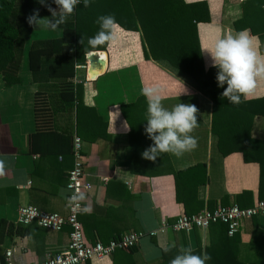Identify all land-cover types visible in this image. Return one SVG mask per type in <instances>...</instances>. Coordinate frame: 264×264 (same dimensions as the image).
Returning <instances> with one entry per match:
<instances>
[{"label": "crops", "instance_id": "1", "mask_svg": "<svg viewBox=\"0 0 264 264\" xmlns=\"http://www.w3.org/2000/svg\"><path fill=\"white\" fill-rule=\"evenodd\" d=\"M183 1L188 4L205 2L208 8L209 22L196 23L205 70L212 67L213 61L210 53L203 49H210L217 39L226 34L239 32L234 22L264 8V0H254L247 4L238 0ZM60 35L61 30H53L50 25H35L28 46L32 41ZM254 36L257 37L260 53L264 55V37L260 39ZM103 52L107 59L103 74L88 80L85 61L70 82L83 84L84 104L94 108L107 124L103 136L96 141L89 143L81 139L85 180L92 185L91 190L83 194V211L79 218L86 242L107 243L130 231L155 230L162 223L172 224L179 215L185 214L183 205L176 201L172 175L144 177L129 171L133 147L129 142V127L121 115L120 106L133 103L139 96H143L142 89L145 86L159 87L162 102L167 108L178 103H190L199 110V127L192 133L198 139V147L180 157L167 153L174 171L205 166L206 183L202 185L198 182L196 187L197 213L203 209L212 210L219 204L250 207L256 200L264 199V180L263 186H260L259 164L255 161L245 162L240 152L224 156L219 151L218 137L211 131L212 103L196 90L193 78L166 60H146L140 33L126 31L119 26L117 38L111 45L107 44ZM18 76L21 84L5 87L0 75V221L5 220L14 225H18L17 210L20 206L31 205L41 211L62 216L68 213L65 186L73 160L53 154L41 155L39 151L32 153L30 135L38 130V126L48 125L78 136L74 111L55 104L54 95L45 99L50 119H46L44 113L41 120H36L35 102L55 92L56 88L61 89L63 85L59 84L60 81L48 79L42 72L34 79L28 69L27 56L22 57ZM262 98L264 81L259 82L248 99L242 97V100ZM250 136L264 142V115L252 118ZM40 146L37 145V148ZM261 156L264 161V153ZM197 173L201 177L202 170L199 169ZM85 208L90 211H85ZM211 230L186 233L168 230L158 237L145 236L131 250L117 251L105 259L93 258L86 264H169L181 247H191L193 252L200 248L202 255L212 239L218 237L217 232ZM28 231L24 236L5 235L2 238L0 263L10 250L11 264H34L48 255L63 252L69 243L70 228L67 226L59 232L36 226H30ZM237 235L238 260L243 264H262L264 217L245 221ZM173 243L176 247L171 249L173 255H170L172 252L165 250Z\"/></svg>", "mask_w": 264, "mask_h": 264}, {"label": "trees", "instance_id": "2", "mask_svg": "<svg viewBox=\"0 0 264 264\" xmlns=\"http://www.w3.org/2000/svg\"><path fill=\"white\" fill-rule=\"evenodd\" d=\"M251 1L254 0L243 4ZM46 3L57 8L52 0H46ZM35 10H39L42 18L51 17L48 7L40 3V0H0V75L5 87L21 84L19 65L33 30L28 17ZM107 14H114L118 26L123 30L140 33L146 60H166L174 68L193 78L196 90L212 103L211 131L218 137L219 151L224 156L240 152L245 162H257L260 166V186H263L264 161L261 154L264 153V142L252 139L250 129L252 118L264 115V98L242 100L239 105L231 104L222 96L224 88L218 85L216 79L218 69L213 66L204 69L196 23L209 22L205 2L188 4L183 0H91L90 6L86 8L81 0L66 23L52 28L61 30L59 37L32 41L27 47L28 69L33 78L36 79L42 72L48 79L59 80V84L63 85L61 89L56 88L55 92L46 94L45 98L35 102L37 122L44 113L46 119H50L45 99L54 95L55 104L74 111L78 137L91 143L103 136L107 124L96 114L94 108L84 104L83 84L70 82L76 77V67L85 62L86 54L106 49L107 44L92 48L88 39L99 30L97 18ZM234 27L236 31L249 29L253 35L263 39L264 8L251 16L241 17L234 22ZM120 112L129 127V142L133 147L129 171L144 177L172 175L177 203L183 205L186 215L196 214V187L206 183L205 166L174 171L167 153H161L156 161L144 159L143 151L153 143L145 134V97L139 96L133 103L121 105ZM73 137L56 127L38 126V130L29 137L30 150L32 153L39 151L41 155L53 154L73 160ZM37 145H41L39 149ZM199 169L202 170L201 177H198ZM239 206L243 207L241 204ZM30 226L36 225H14L1 220L0 241L5 235H27ZM210 228L212 232H217L218 237L212 239L210 246L204 250L203 254L211 256L206 264H243L238 260V235L227 236V229L223 224L211 225ZM171 252L170 255H173L172 250ZM200 252V248L194 251L196 254H201ZM0 264H6L5 260L2 259Z\"/></svg>", "mask_w": 264, "mask_h": 264}, {"label": "clouds", "instance_id": "3", "mask_svg": "<svg viewBox=\"0 0 264 264\" xmlns=\"http://www.w3.org/2000/svg\"><path fill=\"white\" fill-rule=\"evenodd\" d=\"M80 2L81 0H52L57 6L52 8L46 0H40V3L48 7L51 17L40 18L39 10H35L29 15L28 23L33 26L45 23L55 29L67 22ZM90 2L91 0H83L84 7H89ZM96 23L99 30L89 37L88 44L92 48L111 45L117 38L118 23L115 15H101ZM203 50L210 53L212 66L218 69L216 79L218 85L224 88L222 96L226 97L229 103L239 105L243 102L242 97L244 100L248 99L257 89L259 82L264 81V55L259 51L257 37L252 35L249 29L226 34L217 39L210 49ZM142 94L147 101L145 134L153 141L152 145L143 151V158L156 161L161 153L180 157L195 150L198 147V139L192 133L199 127L198 108L190 103L165 107L161 89L157 86H145ZM78 198L83 200L84 196L81 194ZM85 211L90 209L85 208ZM175 247L173 243L165 251H171ZM210 260L211 256L206 253L196 254L191 247H181L169 264H206Z\"/></svg>", "mask_w": 264, "mask_h": 264}, {"label": "built area", "instance_id": "4", "mask_svg": "<svg viewBox=\"0 0 264 264\" xmlns=\"http://www.w3.org/2000/svg\"><path fill=\"white\" fill-rule=\"evenodd\" d=\"M246 3L250 0H238ZM264 7V6H263ZM77 69L80 66L76 67ZM83 142L80 137L74 136L72 142L73 166L68 171L66 181V202L68 213L65 216L41 211L38 208L26 205L17 210L18 224H34L39 228L60 231L65 226L70 228L67 248L58 254L48 255L44 260L34 264H86L93 258L105 259L117 251L133 249L145 236L158 237L168 230L173 233H186L198 230L206 232L211 225L223 224L227 229V236L237 234L245 221L254 217H264V199L256 200L250 207H240L237 204L228 206L217 205L214 209H203L192 215L181 214L172 224L162 223L151 231H130L119 238L107 243L95 241L88 243L85 240L80 215L83 211L82 200L78 197L89 192L92 185L85 180L84 157L82 154ZM76 197V199H74ZM12 251L5 253L6 264H11Z\"/></svg>", "mask_w": 264, "mask_h": 264}, {"label": "water", "instance_id": "5", "mask_svg": "<svg viewBox=\"0 0 264 264\" xmlns=\"http://www.w3.org/2000/svg\"><path fill=\"white\" fill-rule=\"evenodd\" d=\"M103 51H91L85 55V61L87 62L86 78L88 80H94L99 75L103 74L106 68V55Z\"/></svg>", "mask_w": 264, "mask_h": 264}, {"label": "rangeland", "instance_id": "6", "mask_svg": "<svg viewBox=\"0 0 264 264\" xmlns=\"http://www.w3.org/2000/svg\"><path fill=\"white\" fill-rule=\"evenodd\" d=\"M45 24V23H44ZM45 30H48V29H46V28H44ZM27 47L28 46H26V48H25V50H24V54H23V56L22 57H25V56H27Z\"/></svg>", "mask_w": 264, "mask_h": 264}]
</instances>
